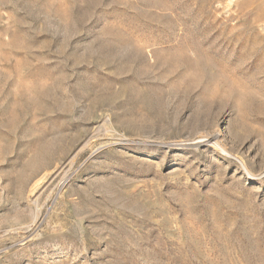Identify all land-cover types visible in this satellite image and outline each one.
I'll use <instances>...</instances> for the list:
<instances>
[{"label":"rangeland","instance_id":"rangeland-1","mask_svg":"<svg viewBox=\"0 0 264 264\" xmlns=\"http://www.w3.org/2000/svg\"><path fill=\"white\" fill-rule=\"evenodd\" d=\"M0 264H264V0H0Z\"/></svg>","mask_w":264,"mask_h":264}]
</instances>
